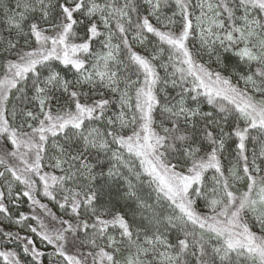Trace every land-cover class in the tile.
<instances>
[{
    "label": "snow or ice",
    "instance_id": "1",
    "mask_svg": "<svg viewBox=\"0 0 264 264\" xmlns=\"http://www.w3.org/2000/svg\"><path fill=\"white\" fill-rule=\"evenodd\" d=\"M0 264H264V0H0Z\"/></svg>",
    "mask_w": 264,
    "mask_h": 264
}]
</instances>
